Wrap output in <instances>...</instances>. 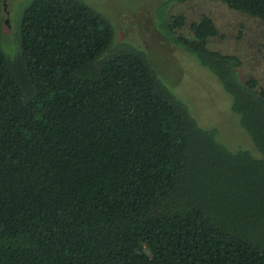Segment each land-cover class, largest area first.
Masks as SVG:
<instances>
[{"label": "trees", "instance_id": "1", "mask_svg": "<svg viewBox=\"0 0 264 264\" xmlns=\"http://www.w3.org/2000/svg\"><path fill=\"white\" fill-rule=\"evenodd\" d=\"M183 1L153 25L216 78L257 156L84 0L24 1L8 53L0 1V264H264V85L208 46L211 15L167 14ZM220 1L264 21V0Z\"/></svg>", "mask_w": 264, "mask_h": 264}, {"label": "rangeland", "instance_id": "2", "mask_svg": "<svg viewBox=\"0 0 264 264\" xmlns=\"http://www.w3.org/2000/svg\"><path fill=\"white\" fill-rule=\"evenodd\" d=\"M0 1L1 43L7 52L5 46L10 48L13 31H17L20 6L26 0ZM84 1L108 18L116 39L141 47L159 76L178 97L186 101L198 121L218 127L221 141L228 148L241 147L258 155L248 134L238 125L237 116L229 109V96L216 78L191 53L173 45L154 27V11L159 0ZM174 11L184 12L186 19L196 18L201 12L211 15L218 35L209 37L208 46L237 54L241 60L239 76L252 74L264 85V21L229 8L220 0L177 2L167 8V14Z\"/></svg>", "mask_w": 264, "mask_h": 264}]
</instances>
